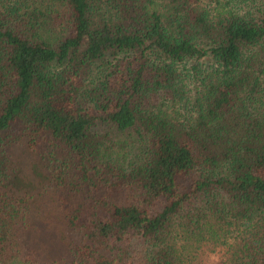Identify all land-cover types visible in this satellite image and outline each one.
<instances>
[{
    "label": "trees",
    "instance_id": "16d2710c",
    "mask_svg": "<svg viewBox=\"0 0 264 264\" xmlns=\"http://www.w3.org/2000/svg\"><path fill=\"white\" fill-rule=\"evenodd\" d=\"M0 264H264V0H0Z\"/></svg>",
    "mask_w": 264,
    "mask_h": 264
}]
</instances>
